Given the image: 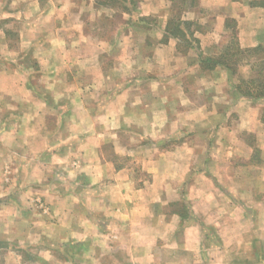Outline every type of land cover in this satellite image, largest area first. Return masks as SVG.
Here are the masks:
<instances>
[{"label": "crops", "instance_id": "crops-1", "mask_svg": "<svg viewBox=\"0 0 264 264\" xmlns=\"http://www.w3.org/2000/svg\"><path fill=\"white\" fill-rule=\"evenodd\" d=\"M235 29L264 0H0V264H264V97L201 62Z\"/></svg>", "mask_w": 264, "mask_h": 264}, {"label": "trees", "instance_id": "trees-1", "mask_svg": "<svg viewBox=\"0 0 264 264\" xmlns=\"http://www.w3.org/2000/svg\"><path fill=\"white\" fill-rule=\"evenodd\" d=\"M179 20L180 18L177 15L173 16L168 25V31L176 36H182L185 33L184 29L180 26ZM187 26L186 29L188 30ZM253 57H256L255 61H249ZM201 62L202 66L206 68L220 65L226 68L232 75L239 74V67L247 62L251 66L252 74L248 78L241 76L236 87L241 93L248 96L254 98L264 97V48H241L236 29L220 55L216 57H204L201 59Z\"/></svg>", "mask_w": 264, "mask_h": 264}, {"label": "rangeland", "instance_id": "rangeland-1", "mask_svg": "<svg viewBox=\"0 0 264 264\" xmlns=\"http://www.w3.org/2000/svg\"><path fill=\"white\" fill-rule=\"evenodd\" d=\"M177 13V12H176ZM188 256V255H187Z\"/></svg>", "mask_w": 264, "mask_h": 264}]
</instances>
